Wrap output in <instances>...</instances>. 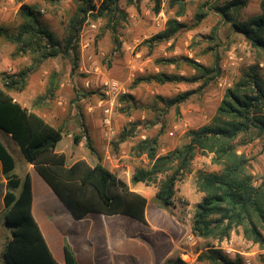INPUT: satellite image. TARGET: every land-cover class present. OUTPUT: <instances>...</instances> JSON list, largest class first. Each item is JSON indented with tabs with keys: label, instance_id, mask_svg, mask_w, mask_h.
Wrapping results in <instances>:
<instances>
[{
	"label": "rangeland",
	"instance_id": "obj_1",
	"mask_svg": "<svg viewBox=\"0 0 264 264\" xmlns=\"http://www.w3.org/2000/svg\"><path fill=\"white\" fill-rule=\"evenodd\" d=\"M160 1L162 8L157 15L152 12L149 0H139L136 5L121 2L126 21L121 22L118 31L121 41L119 51L115 50L110 33L104 30V20L88 22L80 34L79 68L73 74H70L68 59H50L35 66L32 57L16 55L14 45L0 40V86L2 74H13L35 66L23 90L25 94H31L28 98L24 95L25 102L27 105L36 102L35 105L42 108L46 118L55 122L61 130L82 138V143L73 148V141L62 131V139L57 147L67 155L68 162L77 153L92 157V162L98 158L100 162L105 161L108 170L119 175L130 190L147 193L151 202V225L138 226V222L134 221L133 226L128 223L131 220L123 217L107 219L95 226L90 220L77 222L70 237L86 252V256L91 249L95 253L100 250L106 252L107 249L108 257L101 258L98 264H113L110 254L116 245L115 236L112 235L116 231L119 235L124 233V241H132L129 239L133 238L134 242H128L127 247L137 250V254L126 252L120 264H204L198 262L196 257L198 252L208 247L220 249L231 259L239 256L242 264H263L264 246L244 240L240 230L232 232L222 242L198 239L190 232L192 215L203 196L195 187L196 173L221 170V166L213 164L211 154H196L191 172L176 183L173 205L168 209L160 208L155 202L156 185L130 181L136 169L150 166L146 155L136 152L140 141L156 137L159 156L181 147L188 141V131L212 122L225 91L232 88L251 67L256 66L264 79V65L257 52L242 34L234 31L231 24L225 23L214 11H208L206 18L196 23L195 15L199 9L204 7V10H208L211 4H222L226 0H186L181 16H177L180 8L173 0ZM245 1L246 6L235 16L239 21H247L259 13V0ZM21 4L36 8L44 25L60 39L75 9L73 3L64 0L55 4L48 0H3L0 1V28L12 33L17 31L21 24L18 16ZM170 18L184 23L186 28L172 39L148 48L145 41L161 32ZM212 32H215V40L212 39ZM215 55L219 57L220 76L207 84L202 81L191 83L189 80L195 71L189 61L212 67ZM52 73L57 74L56 86L53 93L48 94ZM159 73L189 80L135 84L140 78ZM113 83L118 88L115 92L110 89ZM186 91L194 93L185 102L177 107L166 105L165 101ZM102 131L106 133L105 138ZM122 131L132 133L120 141ZM0 134L5 137L0 139L14 158L13 173L19 177L25 176L29 164L17 143L10 137L6 138L4 132ZM253 135L240 136L235 143L237 152L249 160V169L255 183H258L264 176V137L256 138ZM86 136L91 140L92 151L86 146ZM15 192L17 194L19 189ZM54 204L53 210L61 211L59 216L69 219L70 215L64 212L63 207L58 202ZM156 210L162 213V217H155ZM106 228L108 233L105 232ZM10 236V228L5 225L1 215L0 253ZM87 260L94 264L90 257Z\"/></svg>",
	"mask_w": 264,
	"mask_h": 264
},
{
	"label": "trees",
	"instance_id": "obj_2",
	"mask_svg": "<svg viewBox=\"0 0 264 264\" xmlns=\"http://www.w3.org/2000/svg\"><path fill=\"white\" fill-rule=\"evenodd\" d=\"M48 1L55 4L61 0ZM64 1L73 3L75 9L68 19L62 39L44 25L36 8L21 4L18 11L20 26L15 33L0 28V40L14 45L16 55L32 57L35 66L50 59H68L70 74H73L79 68V38L83 27L90 21L104 20V30L110 33L112 44L119 51L121 41L118 31L121 22L126 21V13L120 4L125 2L126 5H136L139 0ZM149 1L152 12L159 14L161 1ZM173 3L179 6L177 16H181L186 0H173ZM245 6V0H226L222 4L216 2L208 10H204V7L199 9L195 20L198 24L206 18L208 11H214L225 23L231 24L234 31L244 36L264 65V0H259L257 15L247 21H239L235 16ZM184 28V23L170 18L164 29L145 41V44L151 49L156 44L172 39ZM215 38V32H212V39ZM189 64L195 71L190 80L159 73L140 78L135 84H165L188 80L191 83L202 81L207 84L220 76L218 55H215L212 67L194 61H189ZM34 67L23 68L13 74H2L0 130L9 134L18 144L23 158L33 166L74 219H82L89 213L124 215L147 225L145 197L130 190L125 182L100 163L90 166L85 160H77L67 166L66 156L56 152L57 144L62 139V130L13 100L9 93L25 89ZM56 78L57 74L50 75L48 94L53 93ZM193 93L183 92L165 103L168 107H177ZM131 133L122 131L120 141L127 139ZM251 134L256 138L264 137V79L256 66L251 67L232 88L225 91L210 124L188 131V141L183 146L159 156L156 137L140 141L136 152L138 155H146L150 166L136 169L130 181L134 184L156 185L155 202L160 208L168 209L173 205L176 183L191 172L196 154H211L213 164L221 166V170L196 173L195 187L203 196L192 215V236L222 242L232 232L240 230L244 240L263 247L264 176L255 183L249 169V160L237 152L235 143L240 136ZM79 139V136H73L75 145ZM86 141L87 148L92 151L87 136ZM14 168V158L0 141V172L6 180L7 188L2 216L11 233L2 246L0 264H58L32 216L31 180L28 175L19 178L13 173ZM63 251V264H77L67 242L63 245ZM196 260L204 264H242L241 257L231 259L213 247L198 252Z\"/></svg>",
	"mask_w": 264,
	"mask_h": 264
},
{
	"label": "crops",
	"instance_id": "obj_3",
	"mask_svg": "<svg viewBox=\"0 0 264 264\" xmlns=\"http://www.w3.org/2000/svg\"><path fill=\"white\" fill-rule=\"evenodd\" d=\"M1 87H2V85L0 86V88ZM32 92H35V91H32ZM58 92H62V91H58ZM69 92L72 93L73 91H69ZM9 94L11 95L13 100L16 101L18 104H20L22 107L26 108L28 111H31V112L38 114L39 116L44 118L46 120V122L51 124L53 127L60 129V127L58 125H56L55 122H51L48 118H46V115L44 114L42 108H39L38 105H35L36 102H34V103L32 102L31 104L27 105V103L25 102L26 99L24 98V95H26V98H28V97H30L31 94H25V91L10 92ZM20 96H21V98H20ZM31 101H32V99L30 100V102ZM64 121H65V119H64ZM83 130H84V132L86 131V129H84V127H83ZM1 131L2 130H0V133H1ZM62 131H65L67 133L69 139H71L73 141L72 134L68 133L67 130H65V129ZM2 132H4V131H2ZM87 133H88L89 137H91L90 132L87 131ZM5 134L7 135L6 138H9V137L11 138V136L9 134H7V133H5ZM102 136H103V138H105V136H106V133L104 131H102ZM0 138L5 139V137H3V135L1 136V134H0ZM81 139L82 138L79 139V143L77 145H75L73 142V145H74L73 148L79 146L82 143ZM0 141H1V139H0ZM2 144H3V142H2ZM57 146H58V144H57ZM5 148H6V146H5ZM76 151L79 152V150H76ZM56 152L63 153L61 150L58 149V147H56ZM65 156H66V165L67 166H71L77 160H85L90 166H94L95 164L100 163L101 165H103L104 167L109 169V167L105 164L106 163L105 161L100 162L99 159L97 158V161L92 162L91 161L92 157L89 158V156H85V153H81L79 155L77 153L76 156H74L72 158L74 160L71 159L70 162H68L67 155H65ZM113 174H115V173H113ZM26 175H28L30 180H31V187H32V208H31V212H32V216H33L34 220L36 221V223H37V225H38V227H39V229H40V231H41V233L45 239V242H46L55 262L58 264L64 263L63 245L65 242H67V244L71 247V249L75 255L77 264H91V262L89 260H87V257H90L93 260L94 264H98V261L101 258L108 257L107 249L105 250L106 252H103L102 250H100V251H98V253L92 252L93 249H91V251H89V255L87 254V256H86V252L83 251V249L77 243H75L73 241V239H71V237H70V234L72 232H74L73 227L76 228V226H77V222L90 220V221H92V223L95 226L96 223H103L107 219L123 217V218H127V219L131 220L132 222H128V223L134 226L135 225L134 221L135 222L137 221L131 217L124 216V215L106 216V215H102L99 213H89L82 219H74L71 216L68 208L62 204V202L57 198V196L54 194V192L51 190V188L47 185V183L34 170V168L31 164H29V166L27 168ZM116 176L119 178V175H116ZM24 177L25 176L19 177V178L23 179ZM6 191H7L6 180L0 172V217L3 214V209H4L3 198H4ZM138 194L142 195L147 200L146 219H147V225H151V223H150L151 219L150 218L152 215L149 212L150 203H151L149 200V197H148L147 193L144 191H143V193L138 192ZM55 202H58L59 205H61L63 207L64 212H67L70 215L69 219L61 218L59 216L61 211L57 212L56 210H53ZM154 215H155V217H162L161 216L162 213H160L158 210L155 211ZM122 222H124V220H122ZM140 225H144V224H141L140 222H138V226H140ZM105 232L106 233L109 232L107 228L105 229ZM66 235H68V236H66ZM112 235L115 236L114 240L116 242V245L113 246V250H112L113 253L110 254V256L113 258V261H114L113 264H120V261H121V263H123L124 255L126 252H129V254H135V253L137 254L136 249H131V248L127 247L128 242H134L133 238L129 239L132 241H124V233L119 235V233L116 231H114L112 233ZM157 264H159V263H157Z\"/></svg>",
	"mask_w": 264,
	"mask_h": 264
},
{
	"label": "built area",
	"instance_id": "obj_4",
	"mask_svg": "<svg viewBox=\"0 0 264 264\" xmlns=\"http://www.w3.org/2000/svg\"><path fill=\"white\" fill-rule=\"evenodd\" d=\"M110 89H111L113 92H115V91L118 90V88H117V86H116L115 83H113V84L110 86Z\"/></svg>",
	"mask_w": 264,
	"mask_h": 264
}]
</instances>
